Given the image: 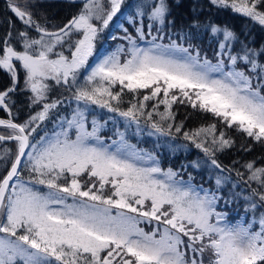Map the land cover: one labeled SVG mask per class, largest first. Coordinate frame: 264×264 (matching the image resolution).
Returning <instances> with one entry per match:
<instances>
[{"label": "snow or ice", "instance_id": "snow-or-ice-1", "mask_svg": "<svg viewBox=\"0 0 264 264\" xmlns=\"http://www.w3.org/2000/svg\"><path fill=\"white\" fill-rule=\"evenodd\" d=\"M122 3L108 0L109 8L103 0H85L68 24L49 32L27 8L8 0V8L26 28L17 30L22 49L14 46L15 25L11 21L0 37V69L12 78V86L0 91V108L11 115L10 94L18 90V68L25 72L24 85L32 94V104L42 108L23 124L0 119V126L9 130L0 133V141L16 142L10 168L0 176V264H204L205 253L209 254V264H264V214L258 221L259 231L222 223L224 214L216 211L220 199L216 193L204 191L201 195L190 183L177 181L172 169L164 172L154 157L141 155L126 142L110 151L98 137L95 122L92 131L87 130L82 112L67 121L66 129L38 139L34 136L56 107V102H48L52 87L48 82L77 84L79 74L96 53L99 33L108 27ZM210 4L231 7L264 27V0H210ZM137 15L145 13L138 9ZM169 15L168 0H156L148 19L163 26ZM153 26L148 25L149 35ZM31 28L40 33L39 38L29 35ZM211 30L222 34L223 40L215 63L206 55L202 58L199 50L193 55L190 47L176 42L154 43L163 37L153 36L149 47H140L137 38L144 40L145 33L142 26L137 28V37H124L127 49L120 45L91 67L85 85L77 88L76 99L117 111L110 100L119 101L121 96L110 90L112 86L119 84L121 91L127 88L133 93L151 89L143 100L158 98L153 110L160 104L165 106L164 112H157L161 120L174 119L170 111L173 103H188L212 113L228 127L236 126L264 146V64L256 59L264 58V47L258 51L248 47L226 26L213 25ZM234 42L242 45L241 52L230 50ZM57 45H67L68 55L55 52ZM238 62H243L247 72L238 68ZM145 107L133 104L120 114L151 119V112L142 111ZM73 127L74 139L69 135ZM153 127L161 131L157 124ZM181 127L176 126V131ZM208 132L212 133V148L206 146ZM201 133H205L204 139L198 140ZM185 139L213 157L215 151L233 145L223 132L215 134V125L191 135L185 133ZM8 151L5 149L6 154ZM211 164L221 168L215 158ZM244 167L249 172L248 181L259 185L252 196L264 206V167L253 162ZM24 170L30 173L27 182L22 179ZM237 175L243 176L240 172ZM226 179L218 177L217 186ZM61 180L64 183H59ZM34 184L48 191L42 192ZM252 208H256L255 201ZM153 221L157 222L153 230L139 226ZM161 224L165 226L162 232ZM188 252L193 254L191 258Z\"/></svg>", "mask_w": 264, "mask_h": 264}, {"label": "trees", "instance_id": "trees-1", "mask_svg": "<svg viewBox=\"0 0 264 264\" xmlns=\"http://www.w3.org/2000/svg\"><path fill=\"white\" fill-rule=\"evenodd\" d=\"M171 1L172 4H174V8L177 10L179 9L178 15L171 17L172 22L169 23L171 27L169 31L174 30L171 32H173V35L176 38L178 37V33L175 34V31L182 34V29L185 32L183 33L186 37L185 40H187V38L198 41L204 39L207 42H210L211 45L212 43L220 44L223 42L222 34H214L211 28L213 25L220 28L226 26L234 31L239 37V40L247 44L248 47L256 49L257 51L261 47H264V27L247 17H241L243 15H240L238 12L233 10L232 12H227L226 8L219 7L218 12H221L217 13L215 16H210V13L203 14L204 10L202 6L199 7L198 11L191 10L192 5H188L189 0H187V4H184V8L179 3L177 4L173 2L174 0ZM190 1L192 2V0ZM84 2L85 1H81V3L62 2L63 7L57 10L55 9L56 4L59 3L50 0L41 4V9L43 10L37 12L33 10V7H30V10L35 13L34 19L37 21L46 20L47 23L50 22L54 27L62 28L81 11ZM30 3L34 4V0ZM7 5L8 0H0V37H3L5 31L11 27L9 24V21H11L12 24L15 25V28L12 29L14 46L22 49V44L17 37V30H21L20 25L15 17H12L10 12L6 13V15L4 14V11H7ZM134 6L132 0H123L120 11L113 17L112 21L109 22L108 27L99 33L98 39L101 46L99 45L100 48L97 50L98 52L108 50L118 41L124 43V46L126 45V39H124L122 35L126 28L123 23L130 20L132 25L134 22V16L138 11V8ZM181 17L183 19L182 21H180ZM206 19H208V24H204ZM180 22H182V24H180ZM171 41L175 40L171 39ZM180 45L186 48L190 47L186 44L184 45V43ZM66 46L67 45L64 47ZM60 48L62 47L60 46ZM213 48L212 54H208L207 58L212 60V62H216V54L220 49L218 47ZM241 48L242 45L240 43L234 42L232 49L230 50L233 54H236L241 52ZM192 53L195 54L193 51ZM204 56L205 55L203 54L201 55L202 58ZM224 59L227 61V56H225ZM256 59L258 64H264V58L257 56ZM240 63L241 64L238 65V68L244 69L247 72V67L243 62ZM252 75L255 76V73H252ZM85 80V78L79 79L78 77V83L71 87H75V91L77 92L79 86L85 85ZM10 86H12V79L9 72L0 69V91ZM20 88V86H17L18 90L10 94L12 97V103L10 105L12 108L11 113H16V111H20L21 113L25 111V109H27L28 113H32L33 110L35 112L36 110L41 109L38 108L42 107L39 104L36 105L37 107H35L34 104L27 106V93ZM110 90L114 93L120 92L121 96L119 101L110 100L112 107L118 108L122 106L128 110L133 104L139 105L142 103L146 105L142 111L151 112L152 116L151 119H149L146 115L137 114L135 118L137 122L129 121L128 123L126 120H128L127 118L129 117L122 120V116L120 115L115 117L112 116L104 126L99 127L100 130L98 133L102 132V135L100 136H103V138L109 142L110 139L118 137L121 132L133 147H136L137 149L142 148L150 154H153L156 157L160 168H170L176 173V177L183 178L184 180L189 179L194 185L200 183L205 186V188H209L211 193H216V195L220 197V199L217 200L218 206H216L224 212L226 216H229L232 213L235 215L237 212L243 211L244 216H247L249 219L253 217L252 226L250 225L251 230H256L257 226L259 228L258 221L261 214H264V206H261V201L258 197L252 196V190L254 188H259V185L253 181H248L249 172L244 165L248 162H253L256 167H264V146L253 141L245 133L238 130L236 126L228 127L220 118L214 116L212 113H206L192 107L190 110H186L187 106L184 103L181 104L177 102L172 104L170 110L174 119L161 120V117L157 112H164L165 106L160 104L155 111L153 110V106L157 104L158 98H153L148 101L143 100V96L150 94V92H142V89H140L133 93L129 92L127 88H124L121 91V85L119 84L112 86ZM16 105L18 106L16 107ZM68 106L69 105L66 101L59 102V104L56 103V107L50 110L48 118L40 124V127L37 129V134L43 133L44 131L45 133L50 134V130L54 129V127L61 125V123L63 125L64 120L67 118V112L65 113V111ZM0 111H2V109H0ZM30 115L31 114H29V116ZM154 123L160 127L161 131H157V129L153 127ZM169 125H171V128H169ZM180 125H182L181 130L177 132L176 126ZM212 125H215V134L217 136H219V133L223 132L225 137L233 142L232 147L225 148L223 151H215L214 157L206 155L201 148L196 147L192 140L185 139V133L191 135L199 129H209ZM113 126H116V129L113 128ZM204 136L205 133H201L197 139L203 140ZM35 137L37 136L35 135ZM207 138L208 143L206 146L209 148L214 147L211 144V132L207 133ZM0 146L9 150L8 154L5 155L3 154V151H0V157H4V159H0V176H2L9 167L8 162H11L15 152L11 150L13 144L0 141ZM212 158L217 160L221 165V168H216L211 164ZM237 172L242 173L243 176L237 175ZM218 177L222 179L227 178L220 187L216 184ZM59 183H64V181L61 180ZM249 185H251V187H249ZM40 187L43 188V186ZM40 191L46 192L48 189L43 188ZM245 197H251V199H245ZM253 201H255L256 204L255 209H253L252 206L248 207L245 204L249 203L252 205Z\"/></svg>", "mask_w": 264, "mask_h": 264}, {"label": "rangeland", "instance_id": "rangeland-1", "mask_svg": "<svg viewBox=\"0 0 264 264\" xmlns=\"http://www.w3.org/2000/svg\"><path fill=\"white\" fill-rule=\"evenodd\" d=\"M32 1L33 0H14V2L16 4H18L22 9H24V8H27V10L29 9L28 11H30L33 14V17H34L35 13H33L30 10V7L31 8L33 7V10H35L37 12L41 11V10H43V9H41V4L43 2H46V1L48 2L50 0H41V1L34 0V4H31L30 2H32ZM53 1H56L57 3H59V4H56V8H55V9L58 10L59 8L63 7L62 2L81 3V1H85V0H75V2H73V0H53ZM169 1H170V6H171L170 7V13L172 14V16L170 14L169 17H168V20L165 23V25L161 26V25H159V24H157L155 22L149 21V19H148V14L151 11V5L153 3H155L156 0H132L133 4L135 5L134 7H137L138 9L144 11L145 15L143 17H141V16L136 14L134 16L135 19H134V22L132 23V25L130 23V20H128L125 23H123V25L126 27L124 29V33L122 34L123 37H125V35H131L133 37H137V28L142 26L143 27V31L145 33V39L144 40L137 39V43H138V45L140 47H149L150 46L149 42L152 41L153 36H157V37H163V39L161 40V39L158 38L157 40H155L154 43H156V44L168 45V44H170L172 42H176V43H178L180 45V44L184 43V45L186 44V45L190 46L191 47L190 50H192L193 52H196L197 50H199L201 55L203 54V55H206V56H208V54H210V55L212 54L213 49H214L213 47H218L219 48V44L212 43V45H211L210 42H207L204 39H201V41L200 40L198 41V40H190L189 38H187V40H185L186 37H185V34H183L185 32L182 29H181V31L183 32L182 34L180 32L175 31V34L178 33V35H177L178 37L176 38L173 35V32H171V31H174V30L169 31L171 29L169 23L172 22V18L171 17H174L175 15L176 16L178 15L179 9L178 10L175 9L174 8V4H172V1L168 0V3H169ZM103 2H104L106 7L110 8V5H108V0H103ZM173 2H175L177 4L179 3L181 6H183V8L185 6L184 4H187L186 3L187 0H174ZM188 5H192L191 10H194V11H198L199 7L202 6L203 10H204L203 11L204 13L203 12L202 13L204 15L207 14V13H210V16L211 15L215 16L217 13L221 12V11L218 12L219 6L210 4V0H192V2L189 0ZM220 8H225V7H220ZM226 10H227V12H232V8L231 7H227ZM8 12H10L12 14V17H15L14 14L7 7V11H4V14L6 15V13H8ZM78 14H79V12L76 15H78ZM240 15H241V13H240ZM54 16H55V14H54ZM241 17H247V16L243 15ZM247 18H249V17H247ZM15 19H16V21H18V24L20 25V29L24 30L26 28V26L19 19H17L16 17H15ZM180 19H181L180 21L183 20L182 17ZM201 21L204 22L203 20H201ZM38 22L41 24L42 27L46 28L49 32H57L60 29V27H54V25H52L50 22L47 23L46 20H38ZM122 22H123V20H122ZM95 23L99 24L100 22L96 21ZM150 23H153V25H154L152 30H151V35L148 34V32H149L148 25ZM208 23H209L208 19H206L204 24H208ZM180 24H182V22H180ZM181 26H183V25H181ZM158 28L161 29V31L157 32L156 29H158ZM125 30H127V32ZM28 32H29V35L32 38H39V36H40V33L36 32L34 28L28 29ZM120 32H121V30H120ZM171 39H174L175 41H171ZM99 45L101 46L99 39H97V41H96V53H95V55L93 57L89 58V67L86 70H82L81 71V73L78 76L79 79L80 78L81 79H84V78L86 79V76L90 73L91 67H93L95 65V63L101 57H103L107 53L112 52L113 50H115L120 45L124 46V43H122L121 41H118L115 45H113L111 48H109L108 50H106L104 52H98L97 51L100 48ZM128 47H129V44H128V41L126 40V45L124 46V48L127 49ZM54 51L55 52L63 51L65 55H68V47L67 46L63 47V48H60V46L57 45L56 48L54 49ZM192 54L194 55V53H192ZM52 58H55V55H53ZM122 59H123V57H122ZM213 63H215V62L213 61ZM240 64L241 63L238 62V65H240ZM18 69H20V71L18 72L19 84L17 86H20L21 87L20 89H22V91L27 93V96H28V98H27L28 99L27 106H31V105H33L32 104V100H31V95L32 94L25 88V85H24L25 72H24V70L22 68H18ZM9 75H10V73H9ZM69 79H70V82H71V78H69ZM48 83H50L51 86H52L51 89L48 92V102H56L57 104H59V102L66 101L67 104L69 105L68 107H66L65 113L67 112L66 113L67 118L65 117L66 119L63 122L64 124L62 125V123H61V125H58L57 127H54V129L50 130L51 131L50 134H47L48 136H51L54 132L61 131L62 128L66 129L68 127L67 121L71 120L73 115H75L78 112H82L83 113L85 127L90 132V131H92L93 122H95L97 128L100 130L99 127L104 126V124H106L108 122V120H110L112 118V116L113 117L118 116V115L122 116L120 113L127 110L125 107L120 106L118 108H115V109H118L117 111H109L108 107H102V106H100L98 104H92L91 102H88V101H85V100H77L76 99L75 87L72 88L70 85H66V84L57 85L55 83V81H49ZM77 83H78V80H77ZM4 90H1V91H4ZM141 91L149 93V92H151V89H142ZM105 99H107V98H105ZM184 104L187 106L186 110H190L191 109V106L188 103H184ZM18 105H16V107ZM36 105H38V104H36ZM36 105H35V107H37ZM39 105H41V104H39ZM12 107H15V106H12ZM38 108H42V107H38ZM40 110L41 109L36 110L35 112L33 110L32 113H28L27 109H25L26 112L23 111V112L20 113V111H18V112L16 111V113H11V115H9L8 111H5L4 109H2V111H0V113H1L0 114V119H4V120L12 119L14 122H16L18 124H23L26 121H28L31 116L36 115V113L38 111H40ZM29 114H31V115L29 116ZM125 118L126 117H124V116L121 117L122 120H124ZM127 119H128V120H126L127 123L129 121H132V122L136 121V119L134 120L132 118H127ZM133 125H134V123H133ZM113 128L116 129V126H113ZM8 131H9L8 129L3 128L2 126H0V133L7 134ZM75 131L76 130H75L74 127L69 130V135L73 139L75 138ZM44 133H45V131L43 133H38V134L35 133L34 136L36 135L37 136L36 138L38 139L40 136H44L45 135ZM97 135L100 138V140L102 141L103 146L109 147L110 151H115V149L117 148L118 145H120L121 143H125V142H126L127 145L133 147V145H131V143H129L126 140L125 136L121 132L119 133L118 137H116L114 139H110L109 142H107L103 138V136H100V135H102V132H100V133L97 132ZM6 141H7V143L13 144V146H11V150L16 152V142L12 141V140H9L10 142H8V140H6ZM90 143H95V141H90ZM133 148L137 152H139L141 155L147 156V155L150 154L148 151H146V150H144L142 148L141 149H137L136 147H133ZM5 149L6 148H2V147L0 148V151H3L4 155L6 154L5 153ZM150 155L152 157H154L155 161L157 162L156 157L153 154H150ZM14 157H15V153H14L13 159H14ZM8 163H9V167L8 168H10L11 162H8ZM25 163H26V161H25ZM149 163H151V162H149ZM145 166H147V165H145ZM21 167L23 168V164H22ZM168 169H170V168H164L162 170L164 172H167ZM158 178L163 179V177H158ZM22 179H23L24 182H27L30 179V173L27 170L23 171ZM80 179L84 180L85 177H81ZM175 179L177 181L190 183L196 190L201 192V195H203L204 191H208L209 193H211L209 188L208 189L205 188V186L201 185L200 183H197L196 185H194L189 179L184 180L183 178H179V177H176V176H175ZM32 186L34 188L38 189V190H41L43 188L46 189V187H44V186H43V188H41L40 187L41 185H39V184H34ZM71 202H72L71 198H69L68 199V203H71ZM245 204L248 207L252 206L249 203H245ZM217 206H216V211L224 214V221L222 223H226L228 226H232V227L240 226V227L248 228V227L252 226L253 217L251 219H249L247 216H244L243 211H241V212L239 211L235 215L232 213L229 216H226L225 213L222 212L220 209H218ZM113 211H115V210H113ZM235 216H237V217H235ZM213 222H215V220H213ZM156 225H157V222L153 221L151 223V225H149L148 223H142L139 226L144 228L145 231H149V230L155 229ZM164 227L165 226L163 224L159 225V229H160L161 232L163 231ZM259 230H260V228H258V226H257V229L253 230V231H259ZM0 235H3V234L0 233ZM157 238H159V235H157ZM12 239H14V237ZM184 239L187 240V237H184ZM192 255L193 254L191 252H188V257L189 258H191ZM197 258L199 259L200 257L197 256ZM203 260H204V264H209V254L208 253L204 254Z\"/></svg>", "mask_w": 264, "mask_h": 264}, {"label": "bare ground", "instance_id": "bare-ground-1", "mask_svg": "<svg viewBox=\"0 0 264 264\" xmlns=\"http://www.w3.org/2000/svg\"><path fill=\"white\" fill-rule=\"evenodd\" d=\"M4 142H7V141L5 140ZM8 142H10V141L8 140Z\"/></svg>", "mask_w": 264, "mask_h": 264}, {"label": "flooded vegetation", "instance_id": "flooded-vegetation-1", "mask_svg": "<svg viewBox=\"0 0 264 264\" xmlns=\"http://www.w3.org/2000/svg\"><path fill=\"white\" fill-rule=\"evenodd\" d=\"M18 71H19V69H18ZM2 109V108H1Z\"/></svg>", "mask_w": 264, "mask_h": 264}]
</instances>
